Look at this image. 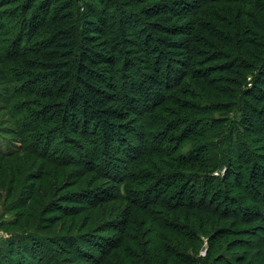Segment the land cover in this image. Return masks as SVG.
I'll use <instances>...</instances> for the list:
<instances>
[{"label": "trees", "instance_id": "trees-1", "mask_svg": "<svg viewBox=\"0 0 264 264\" xmlns=\"http://www.w3.org/2000/svg\"><path fill=\"white\" fill-rule=\"evenodd\" d=\"M190 1L0 0L10 7L9 17L13 11L18 16L7 58L33 81L25 90L38 103L31 99L30 105L47 108L24 129L42 135L47 130L45 143L51 132L60 134L55 152L74 142L77 149L71 150L83 154L76 166L85 167L78 173L94 172L107 182L87 189L81 179L73 192L93 224L92 241L81 238L87 252H77L86 264H203L193 254L202 233L209 236L207 259L222 244L228 251L217 252L221 264H264V174L255 176L254 164L264 165L254 163L251 149L264 140V39L257 23L249 28L240 15L234 20L216 11L205 20L204 0L197 7ZM181 62L183 70L176 67ZM136 102L143 106L138 114ZM235 108L239 117L228 133L220 117L210 114ZM235 144L239 150L231 155ZM257 158L264 160V154ZM105 200L116 202L113 210L123 217L96 222ZM68 206L60 211L75 225V207ZM258 220L263 225L257 241L225 243L228 225ZM97 231L113 235L94 238ZM76 237L69 234L66 241ZM34 247L29 254L36 256ZM57 261L56 251H48L47 263Z\"/></svg>", "mask_w": 264, "mask_h": 264}, {"label": "rangeland", "instance_id": "rangeland-1", "mask_svg": "<svg viewBox=\"0 0 264 264\" xmlns=\"http://www.w3.org/2000/svg\"><path fill=\"white\" fill-rule=\"evenodd\" d=\"M189 3L193 7H197L199 0H191ZM131 9L136 10V7H131ZM200 10L205 11L204 17H206V19L202 17V22L204 21L203 19L207 20V17L213 11H216L214 14L222 18L225 16L226 18H232L234 20L235 15L237 17L240 15V20L243 23L245 22V24L248 23L247 27L249 28H252L253 23H257L260 28L256 32L264 39V0H204V6H202ZM9 11L10 7L3 6L0 3V20L4 26V31L0 30V151H12L10 156L0 153V264H48V251L52 253L56 251L58 258L56 264H86V262L78 256L77 252L80 254H85L87 252L88 245H86L81 238L92 241L90 238L92 237L91 229H93V224L90 226L91 222H88L89 224L86 222L87 218L85 216L88 215L89 212L88 210H84V208L81 210L79 205L82 202L76 200L77 196L73 192L79 187L78 185H80L79 181L81 179H85L87 189H92L94 185L98 184L107 186V182L100 177H94V172L87 174L78 173V167L80 169L85 167L82 166L83 164L80 165L81 162H79V166H76L78 165L77 158H80V155L83 154L79 155L71 150L77 149L74 142L72 144L69 143L70 146H68V150L66 151L67 154H64L66 153L65 151L55 152V147L59 144L60 134L51 132L45 143L44 140L47 139L46 135L48 134V132H46L47 130L42 135L39 133H31L27 129H24L25 122L34 120L40 112L44 114L47 108L42 105V107L40 106L35 110V108L30 105L32 100L38 103L34 95H31L29 91L25 90L28 86L31 87L33 85V81H30L27 76H22L20 74L21 72L18 71V65L12 62V57H10V59L7 58V54H9L12 45L16 42L13 38L17 34V30L15 28L12 29V25H14L18 19L16 11H13L12 15L15 14V16L12 17H9L11 15ZM199 13L200 11L197 14ZM181 21L184 24V18H182ZM234 22L236 23L237 19ZM215 26L217 30L220 28V24ZM204 35H207V33H204ZM20 42L23 44L25 40L21 39ZM177 64H180L176 66L178 69H184L182 62ZM191 70V67L187 70L188 77L185 78L186 82L190 81L192 78L190 77ZM136 74L137 71H134L132 75ZM20 77H22V80H19ZM123 80L125 79L120 77L122 85H124ZM42 83L46 84L47 82ZM165 84L167 86L165 93L168 95L170 92L168 89L172 87V82L170 81ZM135 108L138 114L142 112L143 106L136 102ZM236 109L237 108H235L234 111L232 109L231 112H212L210 115L219 116L222 121V127L228 130V133H231L228 124L231 120L235 121L238 119L239 113H237L238 110ZM28 127L29 126L26 128ZM136 131L139 132L138 128ZM213 133L214 131L212 134ZM234 133L238 134L239 131L235 130ZM99 135L94 136L95 139H101ZM133 135L132 132H129L128 138L138 145L135 139L136 137ZM231 135L232 134H230V136ZM43 136H45V138L41 140ZM83 144L86 147L84 142ZM225 144H227L226 141ZM257 144H264V140H260L252 145L251 149L255 152L253 155L255 159H257L254 163L258 161V163L264 165V160L257 158V156L261 157V155L264 154V147L254 148ZM185 145L189 147L190 144ZM28 146L36 150H32L35 154H32L31 151H26L29 149ZM111 149L112 147L110 146L109 150ZM118 149V154L122 156L126 154L122 148ZM238 150L239 148L235 144L231 147V155ZM80 151H83L82 148ZM41 152L47 155L52 154L54 155L53 157L63 156L64 159H69L71 163L59 162V164H57L56 162H51L50 159L42 157L43 155H41ZM72 155L75 157L77 156L76 159ZM222 172L223 171H221V173ZM255 174L257 176L263 175L264 168H261L258 164H254V175ZM90 176L94 178L88 183L87 179H90ZM93 181L97 182L93 183ZM114 203L116 202L105 200L103 204H100V208L104 210H101L102 212L96 217V222L99 223L101 220L105 221L108 218L118 219L123 217L120 216L121 214H118L119 210H117L121 208L123 203L118 204L117 211L113 210ZM60 205H63V207L65 205H69L68 207L72 208L75 207L74 210H70L74 213L72 218L76 221L74 223L76 227L69 222L70 219L67 218L68 214L64 211H60L62 210L59 207ZM84 223H87L88 226L84 230H81ZM237 225L227 226L230 229V234L224 238L227 245H243L239 243L240 239H245L244 241L247 242L250 240L257 241L255 235L259 234V231H256V229L263 224L262 220H258L251 223H237ZM245 227H248L246 231L244 230ZM247 232L249 233L246 234ZM69 234L74 237L77 236L74 238L75 242L72 243L70 241L68 243V241H66V237H68ZM203 234L204 233L201 234L202 243L200 246L198 245V248L195 249L193 253L196 254L194 257L201 260L203 264H221V261L216 259L217 252H227V247L221 248L224 247V245L221 244V246L217 244L210 254L209 259H207L206 253L209 244V236ZM96 235H113V232L97 231L94 238H96ZM181 243L184 245V241ZM31 244L35 245L33 250L36 252V256L34 254H29L31 251ZM64 248H69L71 251L64 250ZM231 251L241 252L242 250L233 248ZM51 264H54V262H51Z\"/></svg>", "mask_w": 264, "mask_h": 264}]
</instances>
